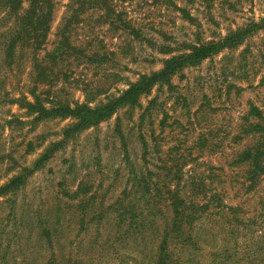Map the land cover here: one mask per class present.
I'll list each match as a JSON object with an SVG mask.
<instances>
[{"label": "rangeland", "instance_id": "obj_1", "mask_svg": "<svg viewBox=\"0 0 264 264\" xmlns=\"http://www.w3.org/2000/svg\"><path fill=\"white\" fill-rule=\"evenodd\" d=\"M162 1L116 2L114 20L86 10L83 22L70 26L68 42L76 53L67 57L53 49L63 44L58 30L68 0H55L43 51H36L49 79L32 69L31 55L18 52L13 65L6 63L0 27V188L22 180L0 194V264H155L157 234L171 211L164 189L156 197L139 181L171 188L177 179H165L164 168L176 166L175 178L183 180L192 164L200 171V163L228 172V146L239 126L264 121V25L71 137L63 132L73 117L38 116L25 108L32 95L45 109L56 103L103 106L159 72L164 60L264 19V0ZM45 51H52L49 58ZM247 136L236 148L258 140V134ZM220 139L218 155L211 148ZM223 189L222 199L242 208V220L260 213L255 202L264 194V176L256 192L240 200ZM262 216L228 236L236 243L224 236L217 217V224L205 225L214 236L210 241L205 234L196 254L171 245L172 254L190 256L194 264H220L223 254H234L226 264H247L248 237L264 229Z\"/></svg>", "mask_w": 264, "mask_h": 264}, {"label": "trees", "instance_id": "obj_2", "mask_svg": "<svg viewBox=\"0 0 264 264\" xmlns=\"http://www.w3.org/2000/svg\"><path fill=\"white\" fill-rule=\"evenodd\" d=\"M126 1L129 0H68L64 6L65 12L62 16V27L58 30L63 44L55 46L53 50L56 52L61 51L59 54L67 57L70 56L69 52L76 53L68 42L71 33H73L71 25L79 23L80 20L83 22L85 18L83 15L88 9L100 11L101 14L96 16L97 19L114 20L118 16H114L110 8L116 2ZM23 2L25 3L24 7L22 6ZM55 3V0H0V27H4V41L1 46L4 59H6V63L9 66L15 62V54L22 52L31 55L33 59L32 69H36V71H41L42 69L43 78L49 79L50 69H46V63L44 62V64L42 60L36 58V51H43L44 39L49 31L48 23L51 20ZM263 25L264 19L258 23L250 22L244 28L229 33L219 42L193 47L188 54L164 60L159 72L149 77L142 76L139 81L128 86L120 95L103 106L94 109L83 106L70 108L66 104L56 103L51 108L45 109L40 105L39 98L32 95L34 102L32 104L24 102L25 108L28 111L37 113L38 116L73 117L75 123L63 132L65 137H71L108 118L119 106L132 104L141 93L156 82L161 80L165 82L169 76L182 68L194 66L223 49H230L238 45L245 36L263 28ZM45 53L47 57L50 56L52 51H45ZM43 78L40 73L37 79L43 80ZM239 128L241 132L231 138V144L228 146L231 149L227 160L228 172L223 167L214 168L208 164L200 163L201 170L195 169L194 164H192L183 180L180 177L175 178V174H178L176 166L164 168L165 179L169 178L171 181L177 179L176 184L171 185V188L165 185L159 186L157 184L158 181L151 184L150 182L139 181L143 183V188L146 192H152L153 196L156 197H159L161 189H164L165 200L171 211L170 221L165 225L161 234H157L158 243L155 249V264H194L190 256L188 258L180 255L173 256V247L171 245L178 246L181 253L191 251V253L196 254L195 251H199V244L207 242L205 234L210 236V241L214 236L210 231V227L206 228L205 225L207 224L211 226L212 224H217L218 220L223 221V227H226L224 236L228 241L236 243V240H230L228 236H235L234 233L237 234V230L242 231L248 228L251 225L249 224L250 219L254 217L258 218L261 216L263 219L264 194H262V198L258 197L259 201L255 202V205H260L261 214H253L252 218L244 220L240 217L244 212L241 211L242 208H240L239 204H228L226 200L222 199L227 194L223 189L224 185L229 190H234L233 197H237L240 200L247 194L255 193V187L260 185L262 176H264V121H244ZM250 133L258 134V140L255 144H245L236 148L238 141L248 138L249 136L247 135ZM200 139L199 137L198 145L202 148ZM221 143L220 139L218 144L211 148H218V151H216L218 155L222 154L219 151L222 148ZM190 161L195 160L191 158ZM197 171L199 172L197 173ZM21 184L22 180L20 178H13L6 186L0 188V194ZM213 184L215 185L214 187H212ZM258 191H260L259 188ZM225 197L228 198L229 196ZM246 220L247 223H245ZM262 221L260 223H264V220ZM248 243L245 247L244 256V259L248 260L247 264H264V229L257 235L250 234ZM233 256L234 254H223L220 257V264H226Z\"/></svg>", "mask_w": 264, "mask_h": 264}]
</instances>
